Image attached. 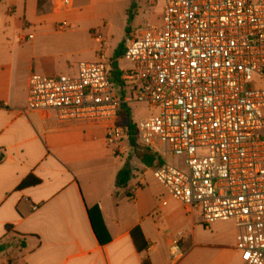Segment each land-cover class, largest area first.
I'll list each match as a JSON object with an SVG mask.
<instances>
[{"label":"crops","instance_id":"crops-1","mask_svg":"<svg viewBox=\"0 0 264 264\" xmlns=\"http://www.w3.org/2000/svg\"><path fill=\"white\" fill-rule=\"evenodd\" d=\"M46 1L0 2V264H171L172 239L184 253L177 264H241L232 222L204 228L198 211L188 213L154 180L159 160L170 157L148 150L152 167L131 164L128 140L114 153L101 126L27 110L28 78L75 74L80 36L97 35L92 24L115 3L127 15L131 0H72L65 11ZM134 1L145 9V0ZM127 162L131 179L116 189ZM29 177L38 183L19 188Z\"/></svg>","mask_w":264,"mask_h":264},{"label":"built area","instance_id":"built-area-1","mask_svg":"<svg viewBox=\"0 0 264 264\" xmlns=\"http://www.w3.org/2000/svg\"><path fill=\"white\" fill-rule=\"evenodd\" d=\"M152 2L161 24L126 42L123 95L104 60L82 61L71 76L31 75L27 110L101 126L115 153L129 134L122 107L158 108L135 123L136 143L182 170L165 161L154 180L204 228L232 222L241 264H264V0ZM167 253L171 264L183 258L179 239Z\"/></svg>","mask_w":264,"mask_h":264},{"label":"rangeland","instance_id":"rangeland-1","mask_svg":"<svg viewBox=\"0 0 264 264\" xmlns=\"http://www.w3.org/2000/svg\"><path fill=\"white\" fill-rule=\"evenodd\" d=\"M46 2L49 3V0ZM131 4L132 1L129 2L126 8L127 15L124 10H121V7L117 3L110 9L99 12L98 20L94 21L92 24L96 27L94 29H100L98 34L93 37L92 34L91 36L87 34L80 36L79 46L82 51L81 61L91 62L93 61V57H95L96 59L104 60V63L109 65V62L113 61L115 53L118 52L119 48L123 45L125 46L126 42L129 41L135 33L145 29L148 25L154 27L160 26L162 17L160 4L153 3L152 0H145L146 7L143 10L131 9ZM59 5V0H56L54 4L55 9L58 11H65V9L60 8ZM71 8L72 6L69 9ZM105 14L109 15L103 16ZM129 16L131 17L130 20H128ZM117 59H120V57L115 60ZM117 66L123 70L129 68V64L123 60L121 62L119 61ZM108 69L110 70L111 67H108ZM112 86L114 94L119 96L120 92L116 84L112 83ZM127 107L133 123H136L140 119L156 116L159 113L158 108H151L146 104L130 103ZM128 159L131 161V164L139 165L133 149L128 153ZM168 163L182 170L181 159L173 160L169 158ZM153 191L159 192L162 191V189L160 186H155L153 187Z\"/></svg>","mask_w":264,"mask_h":264},{"label":"trees","instance_id":"trees-1","mask_svg":"<svg viewBox=\"0 0 264 264\" xmlns=\"http://www.w3.org/2000/svg\"><path fill=\"white\" fill-rule=\"evenodd\" d=\"M3 0H0V2ZM131 9H135V1L131 0ZM131 17H128V20H130ZM124 53V45L121 46L118 50V52L115 53L114 59L110 65L111 69L108 73V78L110 83H117L118 77H119V68L117 66V62L115 61L116 58L120 57L122 58ZM127 106L124 105L121 110V115L124 117V121L126 125L129 128V134H128V141L130 143L131 148L133 149L135 158L140 161L142 165H144L147 168H150L153 166L154 162L156 161V158L154 155H152L148 150L140 147L136 143V126L135 123L132 122L130 113L127 110ZM163 163L159 160L158 165H162ZM131 179V169L129 166V163H125L123 168L117 173L116 180H115V188L116 189H125L128 186V183ZM38 181L32 177H29L25 179L19 188H25L31 185H36ZM131 237L134 241V243L138 246L140 243L143 242V238L141 235V232L138 228H135L131 232ZM6 249V245H0V253L3 252Z\"/></svg>","mask_w":264,"mask_h":264}]
</instances>
